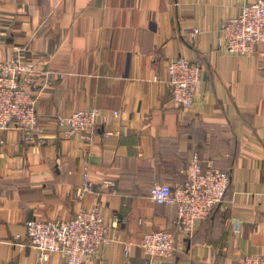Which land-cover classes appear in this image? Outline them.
I'll list each match as a JSON object with an SVG mask.
<instances>
[{"label": "crops", "instance_id": "0c3cea01", "mask_svg": "<svg viewBox=\"0 0 264 264\" xmlns=\"http://www.w3.org/2000/svg\"><path fill=\"white\" fill-rule=\"evenodd\" d=\"M251 1L0 0V60L18 47L38 88L53 73L38 100L44 142L0 132V264H60V254L41 260L26 222L69 220L81 204L121 221L87 264H240L264 254V42L237 55L219 40ZM179 57L202 65L189 108L173 102L168 84ZM90 108L103 114L92 133L69 138L48 121ZM195 153L228 173L225 200L193 236L178 234L173 256L150 260L143 234L178 232L176 205L155 202L152 187L183 184ZM84 165L94 187L81 202Z\"/></svg>", "mask_w": 264, "mask_h": 264}, {"label": "built area", "instance_id": "2783aa9c", "mask_svg": "<svg viewBox=\"0 0 264 264\" xmlns=\"http://www.w3.org/2000/svg\"><path fill=\"white\" fill-rule=\"evenodd\" d=\"M199 33L193 30V37ZM219 40L226 51L247 55L264 42V0L244 3L236 16L228 18L219 31ZM13 56L0 60V132L17 129L29 142L44 139L42 121L38 112L39 95L45 87L51 86L53 73L46 71L45 84L36 86V68L27 62L22 50ZM202 65L184 57L172 59L168 64V84L172 100L182 108H189L195 102V90L201 82ZM118 112L115 111L114 115ZM103 116L98 108L80 110L70 115L58 114L48 118L58 132L66 137H75L96 130L99 118ZM4 142V141H2ZM83 182L76 190V198L83 202L93 191V181L88 165L82 168ZM103 183L113 186V182ZM229 186L228 173L210 163H203L194 154L188 166L187 180L175 188L169 184H155L151 196L158 204L172 203L177 207L175 226L178 232L155 230L142 236L140 247L150 260L156 256L171 257L179 250L178 234L191 237L198 223L209 218L215 208L225 200ZM126 220L123 219L124 223ZM120 219L114 217L109 223L101 214L98 205L87 209L84 204L69 219L34 218L26 222L27 239L37 249L42 261H48L53 254H60V264H87V258L101 252L113 240L112 230L119 226ZM132 243H124L125 253L130 254ZM240 264H264V254L247 255Z\"/></svg>", "mask_w": 264, "mask_h": 264}]
</instances>
